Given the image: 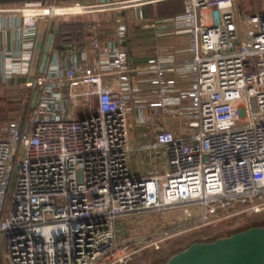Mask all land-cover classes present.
I'll return each mask as SVG.
<instances>
[{
	"label": "built area",
	"instance_id": "obj_1",
	"mask_svg": "<svg viewBox=\"0 0 264 264\" xmlns=\"http://www.w3.org/2000/svg\"><path fill=\"white\" fill-rule=\"evenodd\" d=\"M164 1L170 0L0 5V18L11 20L0 29L17 33L15 50L0 54V83L24 76L30 91L0 131V258L5 239L10 264H121L159 249L163 234L264 210V2L182 0L183 13L163 23L186 37L181 64L190 84L167 97L175 79L165 74L174 64L150 58L140 70L153 73L159 102L130 103L132 72L139 69L128 66L127 46L101 41L95 23L84 25L90 33L81 45L53 51L42 72L32 62L41 25L138 13ZM115 30L121 37L126 26L116 19ZM95 55L100 60L91 64ZM148 106L162 107L180 126L155 134L165 171L138 177L127 164L129 119L136 109L132 122L144 124L149 118L140 110ZM179 208L187 218L175 228L138 238L116 233L123 214Z\"/></svg>",
	"mask_w": 264,
	"mask_h": 264
},
{
	"label": "crops",
	"instance_id": "obj_2",
	"mask_svg": "<svg viewBox=\"0 0 264 264\" xmlns=\"http://www.w3.org/2000/svg\"><path fill=\"white\" fill-rule=\"evenodd\" d=\"M98 1L100 0H57V2L60 4H90L96 3ZM178 1L179 0H170L169 2L164 1L156 5L146 6L141 8L138 13L136 12L134 14L135 18H138L143 22L142 24H140V28L138 31L139 36H144L143 38L150 39L151 43L149 46L147 43L142 41L141 43L136 44V48H134L133 50V58L131 60L135 65L134 67L138 68L139 70L132 72L131 84L136 87V92L132 96L130 103L142 102L151 104L160 101V99L154 94L157 86L151 83L153 73L144 69L140 70L141 67H146L147 61L150 58L160 57L164 58L163 61L174 64L171 68V71L165 74L166 77H174L175 79V85L172 88V93L167 95V97H174L178 91L187 89L189 87L191 77L188 71V67L181 64L188 58V53L185 51L186 37L183 33L176 31L174 26H172L171 24L163 23V21H166L183 13L184 10L181 9L182 5ZM0 2L2 3L1 6L12 5L15 0H2ZM139 13H141V15H139ZM114 14L115 13L102 16V19H105L107 17L112 18ZM116 19L117 18L114 19L115 21L111 20L103 24H98V21L101 20V18H98L97 22H95L97 34L99 35L101 41L105 44L113 46H127V55L129 59V57L131 56V51H129V47L128 45H126L125 39L120 40V38L116 34ZM10 22L11 20L8 18H0V26H2L4 23L9 24ZM149 23L155 24L154 28L142 27L144 24ZM51 29H53V31ZM57 31L58 24L54 22H52L48 30H44V27L42 25L39 26L37 35L38 37L35 40L36 49L32 58V62L34 65H37L41 61L48 35L50 33H53L55 36ZM89 33L90 32L88 30H84L83 40L80 44H82L84 39L89 36ZM71 43L77 46L80 45L77 42H70L69 44ZM16 44L17 33L15 30L9 28L0 29V54L4 51L15 50ZM69 44H66L62 48H55L53 46L52 40L48 59L54 53L53 51H65ZM135 50H137V53H135ZM98 60H100L99 55H95L91 59V64L97 62ZM30 79L31 78L29 77V80ZM26 80H28L27 77L14 76L3 83H0V85H6L8 89H15L23 87V84ZM137 111L138 110L136 109L132 110L129 119L130 151L128 153L127 159L129 171L131 174L138 177L160 175L166 169V155L162 149L153 146L155 134L160 129H166L172 132H176L180 124H178V122L176 121L175 116L170 115V113L165 111L162 107L152 106H148L140 110L144 115L148 116L149 119L144 124H134L132 122V118L133 115L137 113ZM139 213L141 214L136 215L134 219L128 220V222L130 223V228H128V230L134 228V225L139 224L140 226L142 225L140 229L143 230L144 235H150L153 234L150 233L151 230L159 232L162 228H166L165 225L167 224H165V221H163L162 218L159 219L151 216L154 211L142 210L139 211ZM177 214L178 216L174 218V221H184L186 214L183 211H179ZM119 218L120 216L117 218V220H119ZM119 228L120 227H117L116 225V233L119 239H122L121 234L119 233ZM128 230L126 231L127 237L130 235L132 236V234L129 233Z\"/></svg>",
	"mask_w": 264,
	"mask_h": 264
},
{
	"label": "rangeland",
	"instance_id": "obj_3",
	"mask_svg": "<svg viewBox=\"0 0 264 264\" xmlns=\"http://www.w3.org/2000/svg\"><path fill=\"white\" fill-rule=\"evenodd\" d=\"M262 2H264V0H241V3L246 5V7H251L252 5L258 6ZM1 4L2 3L0 2V5ZM135 13L136 12L134 10H124L115 13L112 18L107 17L105 19H102V16L112 14L106 13L100 15H81L73 18L69 17V19L66 21L73 22L77 20V22H83L84 25H89L97 22L98 18H101V20L98 21V24L109 22L111 20H114L115 18L120 19L121 24H124L126 26V30L124 32V35L119 38L120 40L125 39L126 45H128L129 51H131V56L128 59V66L134 67L135 65L132 63L131 59L133 58L132 54L134 48H136V44L143 41L150 46L151 43L150 39L143 38L144 36H139L138 31L140 28V24H142L143 22L138 18H135ZM51 30L53 31V29ZM135 53H137V50H135ZM28 98H30V91L25 87L8 89L6 85H0V131L6 128V125L11 118L18 116L22 106L24 105V100H27ZM85 112H87V110H85ZM188 132L191 133L193 131L190 130ZM174 210H159L154 211L152 215L150 214L152 217H156L159 219L162 218L163 221H165V224H167L165 225L166 228H162L160 231L169 228H175L186 221L187 217H185L184 221L175 222L174 218L178 216L177 213L179 211L184 212V210L181 208ZM139 214L141 213L135 212L124 214L122 215V217L120 216L119 220H116L117 227H120L119 233L121 234L122 239H124L125 236L127 237L126 231L128 230V228H130V223L128 222V220L134 219L136 215ZM253 225H264V210L250 217L240 215L210 224L208 226L193 229L191 231H184L180 233L182 228H179L176 232L174 230L175 234L173 231L168 235L163 234L161 237L166 239L159 245V249L156 250L154 249V247H148L143 251L131 255L129 257V260L121 264H163L171 254L177 252L182 248H185L192 242H195L197 240H213L218 237L230 235L233 232L245 229ZM141 226L137 224L134 225V228L128 230L129 233L132 234V236L130 235L129 237L138 238L144 236L143 230L140 229ZM156 232L158 231H150V233ZM1 258L0 264L1 260L2 264H10L7 256L5 239H3V242L1 243Z\"/></svg>",
	"mask_w": 264,
	"mask_h": 264
},
{
	"label": "water",
	"instance_id": "obj_4",
	"mask_svg": "<svg viewBox=\"0 0 264 264\" xmlns=\"http://www.w3.org/2000/svg\"><path fill=\"white\" fill-rule=\"evenodd\" d=\"M53 33L45 43L40 61L43 71L51 48ZM36 91L30 108H34ZM163 264H264V225H253L213 240H197L171 254Z\"/></svg>",
	"mask_w": 264,
	"mask_h": 264
},
{
	"label": "trees",
	"instance_id": "obj_5",
	"mask_svg": "<svg viewBox=\"0 0 264 264\" xmlns=\"http://www.w3.org/2000/svg\"><path fill=\"white\" fill-rule=\"evenodd\" d=\"M169 2V1H168ZM181 3V9L184 10L183 1ZM84 23L83 22H63L58 24V31L53 38V46L55 48H62L70 42L81 43L83 40ZM81 45V44H80Z\"/></svg>",
	"mask_w": 264,
	"mask_h": 264
}]
</instances>
